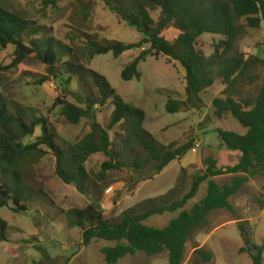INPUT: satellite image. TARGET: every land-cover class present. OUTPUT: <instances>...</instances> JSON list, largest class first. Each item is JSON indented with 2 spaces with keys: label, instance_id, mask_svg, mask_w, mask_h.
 Masks as SVG:
<instances>
[{
  "label": "trees",
  "instance_id": "obj_1",
  "mask_svg": "<svg viewBox=\"0 0 264 264\" xmlns=\"http://www.w3.org/2000/svg\"><path fill=\"white\" fill-rule=\"evenodd\" d=\"M46 1V6L55 7L59 0ZM103 1L121 22L140 34L139 42L98 40L81 31L78 38L83 40L84 50L79 52L55 38L51 28L22 16L0 0V50L15 49L13 63L0 67V72L16 69L34 56L46 66L48 74L38 80L37 85L54 79L69 86L76 79L81 92H70L76 104L58 99L55 107H60L69 125L78 126L83 120L91 124V132L80 142L71 144L58 136L48 118L0 92V208L11 205L19 214L28 212L30 204L38 198L54 204L42 189L29 185L27 176V169L49 154L56 159L57 177L67 185H74L87 197L103 194L109 186L107 175L111 171L130 172L133 181L139 183L161 174L171 163L181 161L191 151L192 144L179 146L159 142L144 129L145 112L126 103L104 76L88 66L97 56L112 54L118 59L125 53L141 50L122 71V79L129 82L141 79L140 64L149 57L165 56L178 62L186 74V99H169L166 109L170 114L202 109L204 91L217 80L223 81L222 95L212 101L214 115L218 120L231 115L246 133L240 135L221 129L216 133L227 150L239 153L238 162L221 165L210 157L204 173L194 178L191 190L182 198L180 189L173 188L163 196L138 203L116 220L105 219L99 200L92 201L85 209L69 210L66 215L71 228L83 231L85 247L94 241L107 244L101 249L106 264H119L138 253L148 257L167 253L170 264H183L188 244L209 226L210 215L219 210L234 213L231 199L250 178L264 174V80L260 82L259 76L253 74L264 60L237 49L247 29L264 26V0ZM150 8L161 11L157 22L150 15ZM91 9V6H83L85 20L89 19ZM172 31L177 33L176 37L171 36ZM205 34L224 39L209 57L197 48L199 38ZM145 46L149 48L144 49ZM242 85H255V97L236 99L234 93ZM108 103L114 110L108 124L103 126L98 114ZM118 127L124 134H115L112 139L110 133ZM38 128L42 135L26 144L24 141ZM99 154H103L106 161L99 172H92L87 163ZM150 166H153L151 177L138 176ZM194 168L196 166H191L182 172ZM227 176L233 177L231 185L221 186L214 180ZM205 183L208 187L206 197L186 210ZM178 212L166 227L147 224L153 217ZM238 228L244 242L240 254L248 255L252 264H264V239L261 245H256L248 223L241 222ZM9 229L8 223L0 218V243L9 241ZM214 262L211 250L195 247L193 264Z\"/></svg>",
  "mask_w": 264,
  "mask_h": 264
},
{
  "label": "rangeland",
  "instance_id": "obj_2",
  "mask_svg": "<svg viewBox=\"0 0 264 264\" xmlns=\"http://www.w3.org/2000/svg\"><path fill=\"white\" fill-rule=\"evenodd\" d=\"M15 12L40 25L51 28L52 35L65 44L71 45L79 52L84 50V42L79 32L85 31L94 35L98 40L136 43L140 34L121 22L111 13L103 0H59L57 5L46 6V0H4ZM91 6L89 19L82 15L83 6ZM149 13L157 22L161 11L150 8ZM176 37L175 31L171 32ZM224 39L212 35H203L198 40V50L206 57L214 54L216 46ZM145 46L144 49H148ZM239 52L264 60V26L259 29H247L246 36L237 44ZM13 47L0 50V67H8L14 60ZM141 50L125 53L116 59L112 54L97 56L88 64L89 68L104 76L111 87L130 105L142 109L146 114L144 129L155 139L164 144L175 143L179 146L191 143L194 153H187L182 159L183 167L189 169L182 172L177 161L159 175L150 176L153 166L140 171L139 177L150 176L145 182L133 181L130 172L111 171L107 175L108 187L101 196L92 194L90 197L78 192L74 185H67L56 174L57 164L53 155L49 154L38 164L27 169L28 182L34 189H42L54 202L35 199L26 213H15L10 205L0 208V218L10 227L9 241L0 243V264H106L101 249L107 244L94 241L90 246L83 245V231L71 228L66 212L72 209H85L92 201L99 200L107 220H116L123 212L133 208L140 202L158 198L167 194L173 188L181 191L180 198L187 194L196 176L204 173L206 160L213 157L221 165H234L238 162L239 153L231 152L224 147L216 133L221 129L240 135L246 130L231 117L218 120L214 115L212 101L222 95L225 89L222 80L204 91V105L200 110L170 114L166 105L169 99H186L185 71L182 66L165 56L158 59L149 57L140 64L142 77L140 80L126 82L122 79V71ZM253 74L258 75L260 82L264 80V64L257 66ZM48 76L46 66L29 57L16 69L0 72V92L12 101L38 111L49 119L51 126L58 136L65 141L76 144L91 132V124L83 120L78 126L69 125L61 115L60 107H55L57 100L66 99L76 104L71 93H79L77 80L73 79L69 86L60 80L50 79L43 85L37 81ZM68 90L69 92H67ZM255 85L239 86L234 97L254 98ZM71 92V93H70ZM114 107L108 103L98 121L106 126ZM124 134L118 127L111 132ZM42 135L38 128L35 134L27 138L26 144L33 143ZM119 138V137H118ZM117 144H120L119 141ZM195 164L193 161H195ZM106 161L103 154L93 156L87 163L92 172H99ZM134 174V173H133ZM232 176L218 177L214 180L221 186L231 185ZM205 183L197 198L189 202L186 210H190L207 195ZM264 174L250 178L242 190L231 199L234 213L225 210L213 212L209 217V226L199 233L195 241L187 247L183 264H193L195 247H204L215 255L212 264H252L246 254H240L244 246L238 224L248 223L253 232V242L261 245L264 239ZM179 215L165 214L153 217L147 224L157 228L166 227L170 221ZM201 235V236H200ZM205 241L211 236L210 242L202 246L198 237ZM202 240V239H200ZM119 264H170L167 253L148 257L138 253L133 257L122 260Z\"/></svg>",
  "mask_w": 264,
  "mask_h": 264
},
{
  "label": "crops",
  "instance_id": "obj_3",
  "mask_svg": "<svg viewBox=\"0 0 264 264\" xmlns=\"http://www.w3.org/2000/svg\"><path fill=\"white\" fill-rule=\"evenodd\" d=\"M189 152L194 153V154L196 153L195 151H189ZM189 152H188V153H189ZM194 160H195V161H193V163H191V164H195V163H196V159H194ZM181 161H182V160H181ZM181 161H178V162L180 163L181 168H182V169H185V167L182 166ZM176 162H177V161H176ZM169 166H170V165H169ZM167 168H168V167H167ZM167 168H166V169H167ZM186 168H187V167H186ZM166 169H165V170H166ZM163 172H164V171H163ZM200 236H201V235H200ZM200 236L198 237V241H197V242L200 243L202 246L207 245V243L210 242V240H211V239H210L211 236H209L205 241H203L204 238H200ZM200 239H202V240H200ZM202 248H204V247H201V248H199V249H202Z\"/></svg>",
  "mask_w": 264,
  "mask_h": 264
},
{
  "label": "built area",
  "instance_id": "obj_4",
  "mask_svg": "<svg viewBox=\"0 0 264 264\" xmlns=\"http://www.w3.org/2000/svg\"><path fill=\"white\" fill-rule=\"evenodd\" d=\"M195 151V149H193Z\"/></svg>",
  "mask_w": 264,
  "mask_h": 264
}]
</instances>
